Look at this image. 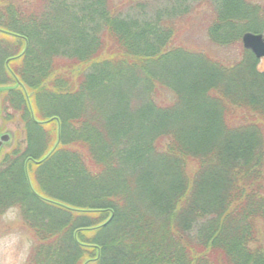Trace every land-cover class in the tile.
<instances>
[{
	"label": "trees",
	"instance_id": "16d2710c",
	"mask_svg": "<svg viewBox=\"0 0 264 264\" xmlns=\"http://www.w3.org/2000/svg\"><path fill=\"white\" fill-rule=\"evenodd\" d=\"M153 3L0 0V214L36 264H264V8Z\"/></svg>",
	"mask_w": 264,
	"mask_h": 264
},
{
	"label": "rangeland",
	"instance_id": "374dc122",
	"mask_svg": "<svg viewBox=\"0 0 264 264\" xmlns=\"http://www.w3.org/2000/svg\"><path fill=\"white\" fill-rule=\"evenodd\" d=\"M153 2H154L153 3L154 6L156 7L164 4V0H153ZM251 2L258 4L264 8V0H251ZM204 12L207 11L205 10ZM263 28H264V24H263ZM186 29L188 31L192 29L196 30V33H198V39L200 41L203 40L202 46L205 48L203 47L202 48L204 50L212 49L214 50L212 51L214 55H217L219 58H223V59L224 56L231 55V53L227 54L226 51L218 52L217 49L206 44L207 40L203 36L204 34H206L205 24H201V25L190 24L189 26H187ZM262 34L264 36V29L262 31ZM240 43L242 44L241 40ZM232 53H234V51H232ZM257 66L259 70L262 71L264 70V57L258 60ZM2 98L3 97L0 95V102ZM0 107L2 108L1 104ZM2 117H5V112L1 109V119H0L1 130L5 132H10L12 135V140L10 144L4 146V149L7 151L11 149L12 146L15 144L16 136H18L19 141L22 142L24 138V134L21 131L22 124L20 123V121H18L17 117H15L16 118L15 120H11V122L8 121L5 124H2ZM37 245H38V239L35 236L34 231H32V229L28 226L27 221L24 220L22 216L21 208L17 206L10 207L5 209V211H3L2 214H0V264H36L34 261L35 260L34 249ZM61 245L60 247H64L65 241H62ZM88 261L89 259H84V264H88Z\"/></svg>",
	"mask_w": 264,
	"mask_h": 264
},
{
	"label": "water",
	"instance_id": "95a60500",
	"mask_svg": "<svg viewBox=\"0 0 264 264\" xmlns=\"http://www.w3.org/2000/svg\"><path fill=\"white\" fill-rule=\"evenodd\" d=\"M241 40L244 48L252 51V53L257 59L264 57V36L262 33H254L247 31L243 33ZM8 61L9 60H7L6 63H8ZM2 89L4 88H0V90ZM11 140L12 135L10 132H0V153L5 145L10 144Z\"/></svg>",
	"mask_w": 264,
	"mask_h": 264
}]
</instances>
